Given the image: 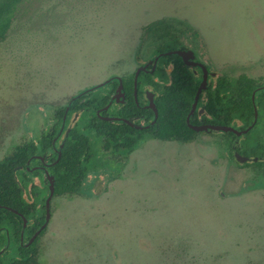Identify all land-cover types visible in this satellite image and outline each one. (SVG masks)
<instances>
[{
  "label": "rangeland",
  "instance_id": "374dc122",
  "mask_svg": "<svg viewBox=\"0 0 264 264\" xmlns=\"http://www.w3.org/2000/svg\"><path fill=\"white\" fill-rule=\"evenodd\" d=\"M160 19L216 76L264 82V0H33L0 41V160L48 130L54 107L152 58ZM112 166L52 198L43 264H264V180L218 131L148 137Z\"/></svg>",
  "mask_w": 264,
  "mask_h": 264
},
{
  "label": "trees",
  "instance_id": "16d2710c",
  "mask_svg": "<svg viewBox=\"0 0 264 264\" xmlns=\"http://www.w3.org/2000/svg\"><path fill=\"white\" fill-rule=\"evenodd\" d=\"M32 1L0 0V41L8 37L14 21ZM147 29L152 57L182 46L177 27L169 20L154 21ZM121 76L126 102H113L102 113L128 117L134 121L140 117L149 122L154 117V112L150 108H144L142 104L146 100L145 88L151 87L156 93V122L146 129H139L123 121H109L98 116L97 110L108 103L118 85L116 79L77 98L66 118L64 132L68 127L70 130L65 138L61 157L48 167L49 173L55 176L54 198L80 194L89 175L106 171L111 162H114L112 167H116L111 168V172H119L128 162L131 152L145 138L189 142L200 134L190 128L186 121L201 81L200 76L188 68L179 55H164L153 72H140L137 100L134 91L135 70ZM263 86L261 79L246 74H240L234 79L224 75L213 77L207 92L200 95L198 107L190 118L193 124L212 122L244 129L253 122L257 106L258 119L249 132L242 134L237 149L244 155L259 157L256 162L248 161L243 164L250 166L255 178L261 180H264ZM69 100L54 107L53 123L48 130L43 129L37 138L16 143L0 160V225L8 227L11 237L8 247H3L0 242V250L3 249L0 252V264H43L41 239L48 225L32 243H25L45 221V199L49 187L45 172L41 168L29 170L27 162L37 154H46L50 161L57 158V148L64 134H60L55 143L54 138L59 133ZM199 108L204 109L203 113H199ZM219 133L229 159L237 163L232 148L236 135L233 132ZM36 163L40 162L33 158L29 166L33 167ZM112 177L115 178V174ZM36 179H39V183H36ZM4 206L21 212L28 220L26 227L24 228L22 216ZM23 229L24 240L21 242ZM0 237L2 241L5 240L4 233Z\"/></svg>",
  "mask_w": 264,
  "mask_h": 264
},
{
  "label": "water",
  "instance_id": "95a60500",
  "mask_svg": "<svg viewBox=\"0 0 264 264\" xmlns=\"http://www.w3.org/2000/svg\"><path fill=\"white\" fill-rule=\"evenodd\" d=\"M171 54L179 55L182 58V60L184 61V63L186 64L187 67H192L194 69L196 67H200V69L202 71V78H201L200 84L198 86L194 102H193L191 110H190V112H189V114L187 115V118H186L188 126L190 128H192L193 130L198 131V132H201V131H205V132L218 131V132H223V133L233 132L236 135V139L234 140V142L232 144L234 157H235L236 161L239 162V163H245V162H248V161H254V162L258 161L259 157H250V156L244 155V154L240 153L238 151V149H237V145L239 144L240 137L242 136V134L249 132L252 129V127L255 125V123H256V121L258 119V108H257V106H255V114H254L253 122L249 126L244 128V129H238V128L234 127L233 125H228V124H217V123L193 124V123H191L190 118L194 114V112H195V110L197 108L198 100H199V97H200L201 93L203 91L207 92V90H208L209 77L210 76H216V74H217L215 71L209 70L207 68V66L203 62L195 60V54H194V52L191 49L167 50V51L158 53L157 55H155L152 58L148 59L146 62H144L141 65H139L137 67L136 71H135V77H134L135 99L137 100L138 77H139L140 72L141 71L153 72L156 69V67H157L159 59L162 56H164V55H171ZM137 59L138 60L140 59L138 54H137ZM115 79L118 80V85H117V87L115 89V92L112 94V96H111L110 100L108 101V103L105 106H103V107H101V108H99L97 110L98 116L101 119H104V120L123 121V122H126L127 124H129L132 127L140 128V129L148 128V127H150L151 125H153L156 122L157 117H158V108H157V104L155 102L156 93H155V91H153L151 89H146V97H147L148 103L145 105V107L151 108L153 110L154 117L146 125L137 124V123H135L133 121V119L128 118V117H122V116H117V115H104V114L101 113L103 111L108 110V108L112 105V103L114 101H116L117 103H125L126 102V98H125L126 94H125V91H124L123 78H122L121 75H113V76H110L109 78H107V79H105V80H103L101 82H98V83H96L94 85L88 86V87L80 90L79 92H77L75 95H73L71 97V99L69 100V102L67 104V107H66V110H65V113H64L63 122H62V125L60 127L59 133L54 138V143L57 140L58 136L64 130V127H65V124H66V118H67V115H68V112L70 110V107H71L72 103L77 98L89 93L90 91H93V90H96V89H98V88H100L102 86H105V85H107L108 83L112 82ZM254 93H253V100H254ZM199 112L201 113L202 110H200ZM69 130H70V127H68L66 129V131H65V134H64L65 136H64L62 142L60 143L59 147L57 148V153H58L57 158L54 161H52L50 163H46L45 162L46 154H37V155L32 156L27 162V168L29 170H33V169H37V168H41V169L44 170V172H45V180L47 181L48 187H49V193H48V195H47V197L45 199V208H46L45 221L35 231V233L29 238V240L25 243V245H29L30 243H32L35 240V238L39 235L41 230L44 229L48 225V223L50 221V218H51V200H52V197H53V195L55 193V176L53 174L49 173L47 167L53 165L54 163H56L59 160V158L61 157L62 148H63L64 142H65V138L67 137V135L69 133ZM33 158H37V159L42 160L44 162V165L43 166H38L37 165V166L30 167L29 164H30V162H31V160ZM4 207L7 208V209H10L13 212H15V213L19 214L20 216H22L23 221H24V228L26 227V225L28 223V220L21 212H19L18 210L14 209V208H12L10 206H4ZM23 240H24V229H23L22 234H21V242H23ZM2 251H3V249L0 250V252H2Z\"/></svg>",
  "mask_w": 264,
  "mask_h": 264
},
{
  "label": "flooded vegetation",
  "instance_id": "af4514ba",
  "mask_svg": "<svg viewBox=\"0 0 264 264\" xmlns=\"http://www.w3.org/2000/svg\"><path fill=\"white\" fill-rule=\"evenodd\" d=\"M195 36H198V32L197 31H195ZM179 39H180V41H181V47H178V48H175V49H191L193 52H194V54H195V60H197V61H200V62H203L205 65H206V63H208L207 62V60L203 57V55L201 54V51L199 50V48L197 47V45H191V44H188L187 42H183V40H181V36L179 35ZM173 50V49H172ZM139 53V52H138ZM137 53V54H138ZM139 55V54H138ZM139 57H140V55H139ZM141 58V57H140ZM136 59H137V55H136ZM138 60V59H137ZM140 60V59H139ZM138 60V61H139ZM144 62H146V61H144ZM144 62H140L139 63V65H141L142 63H144ZM138 65V66H139ZM158 65V64H157ZM137 66V67H138ZM207 66V65H206ZM137 67H136V69H137ZM188 68H191L193 71H194V73L196 74V75H198V76H200V80H201V78H202V71H201V69H200V67H196L195 69L194 68H192V67H188ZM208 68V67H207ZM136 69H135V71H136ZM169 70H171V67H169L168 68ZM209 70H211L210 68H208ZM146 72H149V71H146ZM150 73V72H149ZM218 76V75H217ZM213 77H215V76H210L209 77V82H210V80H211V78H213ZM200 84V83H199ZM209 87V86H208ZM264 87V86H263ZM116 89V88H115ZM138 89V88H137ZM146 89H151L152 90V88L151 87H146L145 88V101H144V103L142 104V106L144 107V108H148V107H145V105L148 103V100H147V97H146ZM134 91H135V87H134ZM114 92H115V90H114ZM113 92V93H114ZM204 92H206V91H203L202 93H204ZM112 93V94H113ZM201 93V94H202ZM112 96V95H111ZM114 102H116V101H114ZM198 105V104H197ZM198 107V106H197ZM151 109V108H150ZM197 109V108H196ZM200 110H202V112L201 113H203V111H204V109L203 108H199V111ZM107 111V110H106ZM102 113V112H101ZM200 113V112H199ZM200 113V114H201ZM103 114V113H102ZM104 115H109V114H104ZM153 119V118H152ZM151 119V120H152ZM150 120V121H151ZM134 121V120H133ZM149 121V122H150ZM135 123H137V124H141V125H146V124H148L149 122H146V119H144V118H140V117H137V119H136V121H134ZM207 123H212V122H207ZM199 124H204V123H199ZM140 129V128H139ZM143 129H146V128H143ZM198 132V131H197ZM202 132H205V131H201V132H199V133H202ZM212 131H209V132H205V133H211ZM63 134H65V132H64V130H63V132H62ZM61 133V134H62ZM200 135V134H199ZM198 135V136H199ZM65 136V135H64ZM63 140V139H62ZM62 140H61V142H62ZM60 145V144H59ZM39 160V162L40 163H36L34 166H43L44 165V162L42 161V160H40V159H38ZM45 162L46 163H50V162H52V161H50L48 158H45ZM48 167H50V166H48ZM48 167H47V169H48ZM43 170V169H42ZM44 171V170H43ZM1 233H4L5 234V240H1V237H0V242L1 243H3V244H1L3 247H8V245H9V243H10V240H11V237H10V232H9V229H8V227H6L5 225H0V234Z\"/></svg>",
  "mask_w": 264,
  "mask_h": 264
}]
</instances>
